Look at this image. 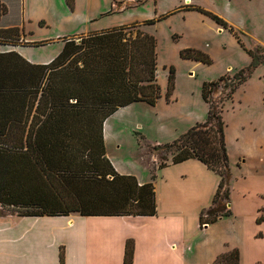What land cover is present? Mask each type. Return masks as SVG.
Segmentation results:
<instances>
[{
    "label": "crops",
    "instance_id": "0c3cea01",
    "mask_svg": "<svg viewBox=\"0 0 264 264\" xmlns=\"http://www.w3.org/2000/svg\"><path fill=\"white\" fill-rule=\"evenodd\" d=\"M9 2L0 0L5 7L0 28L17 27L19 35L15 45H0V187L4 188L0 193L6 202L28 203L34 209L58 213L19 214L17 207L4 206L6 212L0 213V264H59L60 251L63 264H123L128 239L133 242L132 264H215L218 255L234 248L239 252L238 264H264V152L252 168L244 169L243 154L229 152L226 128L230 193L225 206L230 215L200 227L199 213L211 205L219 176L194 158L162 167H157L154 159L144 161L139 169L134 162L125 165L106 145V136L110 139L120 131L108 130L105 120L101 132L109 167L133 176L139 185L152 182L156 212L98 215L72 208V197L77 195V187L72 186L77 183L71 184L72 175L67 174L68 183L55 189V164L77 169L73 155L78 145L68 144L64 157L55 156V124H62L68 132L78 128L71 119L62 122L61 115L55 117L51 78L49 81L53 70L46 66L61 51L63 39L130 23H98L101 14L94 13L98 0H72L71 7L65 0L64 5L63 0H12L17 10L14 15ZM181 3L165 13L186 5L201 7L191 0ZM162 14L156 12L134 22ZM216 29L222 27L216 25ZM196 122L199 118L178 125L174 137ZM249 123L253 129L244 145L260 149L255 124ZM238 127L241 133L243 127ZM231 138L237 143L241 135ZM140 160L145 159L141 156Z\"/></svg>",
    "mask_w": 264,
    "mask_h": 264
},
{
    "label": "trees",
    "instance_id": "16d2710c",
    "mask_svg": "<svg viewBox=\"0 0 264 264\" xmlns=\"http://www.w3.org/2000/svg\"><path fill=\"white\" fill-rule=\"evenodd\" d=\"M65 1L68 7L72 6V0ZM181 9L200 12L236 35L224 19L208 10L197 5H186ZM177 10L142 21V25L154 24ZM3 12L4 9L0 14ZM138 27V23L134 22L81 35L78 41L73 38L63 39L61 51L46 66L53 70L49 81L51 78L55 117L61 115L62 122L71 119L75 128H78L77 131L69 129L68 132L62 124H55V156L64 157L66 146L76 143L77 152L73 156L79 164L75 170L65 169L66 166L62 163L55 164V189L68 183L66 177L71 174L72 179L69 182L77 183L72 186L77 187V195L72 197V208L76 207V211L81 214L153 215L156 212L152 182L139 185L133 176L113 171L104 157L101 132L104 120L118 108L134 102L154 105L160 95L159 87L155 83V39L152 34ZM132 28H135V31H132ZM0 33H6V40L0 42V45L16 44L19 35L17 27L0 28ZM2 37L5 36L0 35V38ZM237 40L239 42V39ZM246 52L250 63L232 77L221 76L214 81L202 82L200 96L207 105L204 120L190 126L171 142L161 145V149L170 152V163L194 158L219 176L211 205L199 213L200 227L231 214L230 209H224L223 206L229 201L230 168L222 111L225 102L232 98L236 88L259 64H264V47L256 45ZM179 55L183 59L210 63L205 53L193 48L183 49ZM222 82L227 91L215 104L210 95ZM172 85L173 69L170 68L166 97L172 90ZM165 164L161 163L157 167ZM151 178H154L153 171ZM1 190L4 188L0 187ZM7 205L17 207L19 214L58 213L34 209L35 206L28 203L6 202L0 193V206ZM59 212L64 214L66 210ZM132 256L133 242L128 239L125 243L123 264H132ZM238 261L239 252L234 248L218 255L214 263L238 264ZM59 264H63L61 251Z\"/></svg>",
    "mask_w": 264,
    "mask_h": 264
},
{
    "label": "rangeland",
    "instance_id": "374dc122",
    "mask_svg": "<svg viewBox=\"0 0 264 264\" xmlns=\"http://www.w3.org/2000/svg\"><path fill=\"white\" fill-rule=\"evenodd\" d=\"M9 1L11 15H14L17 10L13 8L12 0ZM98 1L99 6L94 13L101 14L96 20L100 24H131L151 18L156 12L161 11L165 15L167 10L182 4V0H140L136 3L129 0ZM119 1L124 2L118 5ZM191 2L224 19L236 35L224 28L218 31L217 24L200 12L183 9H178L154 25L144 28L155 39V83L159 87L160 95L154 105L134 102L120 107L104 122L108 130L112 127L113 132L120 131L112 134L110 139L108 134L106 145L111 146L112 152L125 165L134 162L139 169L148 159H154L157 166L169 162L171 154L161 149V145L177 138L174 137V128L190 119L199 118L201 122L205 118L207 106L200 96L202 82L214 81L221 76L232 77L250 63L246 50L253 49L256 45L264 47V0ZM64 3L63 0V5ZM3 9L5 7L0 3V11ZM138 26L141 28L142 22H138ZM5 34L0 33L5 36L0 38V42L6 40ZM71 38L79 40V36ZM186 48L205 53L210 63L181 58L179 53ZM170 68L173 69V85L166 97ZM226 91L222 82L211 92V100L217 104ZM222 116L224 134L226 128L229 139V152L242 153L245 159L244 169L252 168V163L256 164L258 157L264 152V64H259L236 88L232 98L225 102ZM249 122L255 124L256 134L261 140L260 149L254 145H244L246 135L253 129ZM239 124L243 127L241 133L238 132ZM236 134L241 135L237 143L231 138V135ZM115 144H119V147ZM141 156L145 160L141 161ZM223 206L224 209L227 208L225 204ZM5 210V207H0V213L6 212Z\"/></svg>",
    "mask_w": 264,
    "mask_h": 264
}]
</instances>
